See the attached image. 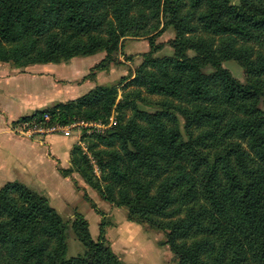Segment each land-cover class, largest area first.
Masks as SVG:
<instances>
[{"label":"trees","instance_id":"16d2710c","mask_svg":"<svg viewBox=\"0 0 264 264\" xmlns=\"http://www.w3.org/2000/svg\"><path fill=\"white\" fill-rule=\"evenodd\" d=\"M167 28L171 51L157 55ZM125 36H145L148 49L121 77L119 99L116 83H96L14 122L105 124L113 112L102 129L80 127L87 152L73 142L58 172H77L129 220L163 231L174 264H264V0H0V62L14 67L103 51L92 79ZM104 224L93 239L81 213L67 223L44 193L6 180L0 264H127ZM67 227L83 246L68 256Z\"/></svg>","mask_w":264,"mask_h":264},{"label":"crops","instance_id":"0c3cea01","mask_svg":"<svg viewBox=\"0 0 264 264\" xmlns=\"http://www.w3.org/2000/svg\"><path fill=\"white\" fill-rule=\"evenodd\" d=\"M73 57L65 62L33 63L21 68L0 62V183L18 179L49 199L65 192L67 177L61 176L57 167L68 165L75 136L51 132L27 137L12 126L20 116L74 97L94 85V80L80 78L94 62L83 65L85 55ZM68 65L71 71L64 70ZM78 85L81 88L75 91L72 87Z\"/></svg>","mask_w":264,"mask_h":264},{"label":"rangeland","instance_id":"374dc122","mask_svg":"<svg viewBox=\"0 0 264 264\" xmlns=\"http://www.w3.org/2000/svg\"><path fill=\"white\" fill-rule=\"evenodd\" d=\"M172 37L173 31L170 28L161 31L155 37V42H158L160 46L154 53L157 55L170 53L171 47L168 44V40ZM147 49L148 42L145 36L123 37L115 54L116 61L111 62L107 69L95 71L94 77L92 78L94 84L116 83V99H119L124 90L122 84L126 80H120L121 77L131 75L134 67L141 60V53ZM188 52L191 53L192 51L188 50ZM103 54V51H98L92 55H85V58L87 59L83 61V65H89L88 63L92 64L93 62L95 63V61H98ZM71 60L73 62L74 59ZM6 63L10 65L8 62ZM221 65L227 68L237 79L242 80L244 78L242 66L234 59H224L221 61ZM69 66L70 65L66 66L64 70H70L72 66ZM88 70L89 68L85 71V74ZM85 74L81 75L80 78H86L84 77ZM76 81L77 80H74L72 83L74 84ZM80 86L81 85L76 87L73 86L72 88L76 91L81 88ZM150 97L156 98L154 95ZM138 104L143 108H151L149 105L140 101H138ZM110 116L113 120V112H111ZM109 120L110 119L105 123L106 125H108L107 123ZM81 126L83 125L75 126L74 131L72 130L69 134L74 135L75 142H78L83 150L87 152L85 139L81 137ZM89 126L90 128L85 132H90L91 128H98L96 124ZM90 161L92 162V158H90ZM93 169L94 172L97 173L95 165L93 166ZM65 177H67L66 179L68 181L64 186L65 192L60 196L56 195L52 196L50 199L48 198L49 203L57 210L64 221L69 223L74 212L81 213L87 221V228L90 236L95 239L98 233L99 222L103 220L105 223L104 236L107 242L118 257L127 264H174L172 252L169 250L168 246L162 242L164 239L163 231L151 227L146 222L129 220L124 206H117L103 200L96 190L85 183L77 172L73 171ZM2 183H0V185ZM27 186L35 191L42 192L32 186ZM95 207L102 211V213L97 212ZM66 243L67 256L76 254L83 248L70 227H67Z\"/></svg>","mask_w":264,"mask_h":264},{"label":"built area","instance_id":"2783aa9c","mask_svg":"<svg viewBox=\"0 0 264 264\" xmlns=\"http://www.w3.org/2000/svg\"><path fill=\"white\" fill-rule=\"evenodd\" d=\"M43 118L48 119V114L43 113ZM109 122L107 123L108 125L110 123H113L114 120L111 119V116L109 117ZM96 124L98 129H102L105 126H107L104 123H99V122H87L83 120H75L73 122L67 123V124H60L57 122H52L49 124H40L35 122L34 120H21L16 122L12 128L15 132L27 136V137H34V136H40L45 133H51V132H57V133H62L64 135L69 134L73 128L77 125H83V126H89V125H94Z\"/></svg>","mask_w":264,"mask_h":264}]
</instances>
